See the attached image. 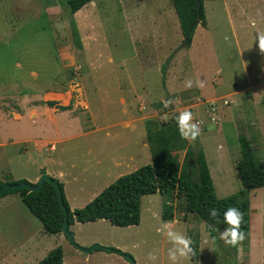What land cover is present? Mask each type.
Wrapping results in <instances>:
<instances>
[{
  "label": "rangeland",
  "instance_id": "obj_1",
  "mask_svg": "<svg viewBox=\"0 0 264 264\" xmlns=\"http://www.w3.org/2000/svg\"><path fill=\"white\" fill-rule=\"evenodd\" d=\"M204 12L206 25L199 23L186 45L172 0H92L76 13L67 0H0L1 179L33 183L23 179L24 174H38L53 154L50 143L40 151L42 143L36 139L92 130L90 110L96 130L85 133L87 138L58 144L81 163L58 179L71 209L81 208L123 175L113 170L108 176L95 165V155L102 147V155L109 153L115 136L135 135L125 108L130 107L134 118L162 125L188 109L200 133L187 143L203 148L217 196L240 191L236 163L241 134L252 141L257 161L264 162V52L255 38L258 31L264 32V0H204ZM54 97H60V103L72 100L77 115L57 112L51 117L44 108ZM169 99L172 104L164 108L162 101ZM87 102L89 109L82 115L79 110ZM38 104L43 105L31 120L28 110ZM26 111L14 118L15 112ZM174 155L184 165L185 149ZM246 197L250 233L235 245L211 237L207 223L185 211V195L177 191L144 195L138 225L75 221L76 230L95 234L96 244L125 246L132 264H173L164 223L191 240L192 251L178 257L176 264H264V186ZM166 203L173 205L176 219L163 217ZM74 240L83 246L76 236ZM40 256L33 264L44 258Z\"/></svg>",
  "mask_w": 264,
  "mask_h": 264
},
{
  "label": "trees",
  "instance_id": "obj_2",
  "mask_svg": "<svg viewBox=\"0 0 264 264\" xmlns=\"http://www.w3.org/2000/svg\"><path fill=\"white\" fill-rule=\"evenodd\" d=\"M91 1L67 0L72 13H76ZM172 3L187 40L186 45H190L198 24L206 25L204 0L200 12L197 8V0H172ZM198 18H200L199 23H197ZM72 23L75 26V23ZM76 32L74 28V33ZM77 40L80 42L79 39ZM46 103L53 105L55 102L48 100ZM70 106L71 104L60 107L67 109ZM146 128L151 147V162L121 175L85 206L72 210L65 196L64 185L58 181L67 216L58 200L56 187L49 181H45L40 190L30 191L22 188L12 192L21 195L31 211L43 222L44 229L49 234L61 233L65 218L68 226L75 221L88 222L98 219H108L111 224L120 227L138 225L141 222V203L144 195L156 192L174 194L177 191L185 195V211L205 221L211 237L218 238L219 232L227 227L223 222V213L229 207L239 209L241 212L239 231L243 232L244 236H249L250 203L246 195L251 190L264 186V162L257 161L252 141L244 134L238 137L241 155L236 163V171L242 189L220 198L216 194L203 148L189 146L187 139L179 136L175 120L162 125L149 119L146 121ZM181 149H185L184 165L174 155L176 150ZM19 181L22 180L11 182ZM3 183L1 181L0 186ZM212 208L217 209L216 217L209 215ZM173 210V205L166 203L163 217L173 218ZM85 248H89L90 251L116 252L125 258L129 256L128 252L120 248L98 243ZM63 254V247L57 245L37 264H64Z\"/></svg>",
  "mask_w": 264,
  "mask_h": 264
},
{
  "label": "crops",
  "instance_id": "obj_3",
  "mask_svg": "<svg viewBox=\"0 0 264 264\" xmlns=\"http://www.w3.org/2000/svg\"><path fill=\"white\" fill-rule=\"evenodd\" d=\"M118 86L120 87L118 89L121 92V95L123 96L122 94L124 92L123 87L120 83H118ZM52 94L54 96L59 95V93L57 92H52ZM122 96H121V102L122 104H126L127 101ZM59 100H61L60 97H54L53 100H51L55 102L53 105H49L45 102L47 105L50 106L44 108L45 112H48L51 117L57 112H61V113L66 112L72 116L73 114L77 115L78 112L76 114L75 112L78 110V107L70 106V108L67 109H62L60 107V106H68L69 104L72 105L71 102L72 100L63 103H60ZM130 104H132V102ZM40 105L43 104H38L34 107H31L28 110L29 118L31 120H33V118L39 114L37 107ZM83 109H84L83 111L79 110L80 111L79 113L85 115L86 114L85 109L87 110L89 109L88 102ZM124 111L125 114L132 117L131 120L134 123L132 133L135 132V135L131 134L126 137L115 136L116 141L114 144L116 145L115 147L112 148V150L109 153H107L106 155H102L104 153V147H102L101 149H103V151H100L99 154H97V156L95 155V160H96L95 165L101 166L108 176L111 175V172L113 170L116 171L117 175L131 172L134 169L146 164L150 159L152 160V154L149 153L150 143L146 128V121H144V119L142 118H134L131 114L132 112L130 111V107L125 108ZM26 114L27 111L26 113L23 114H21V112L19 113L15 112L14 118L19 119ZM11 117L12 116L6 118H11ZM87 119L90 120L89 126L93 124L92 128L89 127L88 129H92L93 131H95L96 117L90 110H88ZM138 121H141V125L136 123ZM143 124L146 129V133L144 131ZM126 125L132 126V123L126 120ZM92 130L87 131L85 129H82V132H79L78 134L69 135L65 137L60 136L55 138L53 137L37 138L36 141L39 144L42 143L39 147V150L42 151L43 148L47 147L50 143L51 145L50 148L53 154H51L52 155L51 157H48L46 159L45 166H42L38 174H34L33 176L24 174L23 179L26 180L30 179L31 181H33V183L37 184L40 180L41 174H43V172L46 171L53 178L58 180L64 175L66 169L71 167L72 168L79 167L81 163L70 156V150L64 146L59 147L58 144L66 141L71 142L74 140H78L83 136L86 137L85 133H91ZM55 132L59 133L60 131L57 129ZM93 139L94 138H88V141ZM117 140L119 142H117ZM58 147L62 148V150L59 149ZM142 161H143L142 165L137 164L140 162L142 163ZM45 167L46 169L43 170ZM85 168L88 169L89 166ZM9 177L3 176L2 179L0 177V182L1 181L8 182V180L4 178H9ZM64 191H65V186H64ZM141 217H142V203H141ZM176 217L177 216L175 213L174 219H176ZM88 222H93V223L109 222L111 224V222L108 219H98L95 221H88ZM82 223H86V222H82ZM77 226L78 225H76L75 222L69 226V230L74 231L76 240L81 245H83L80 247L76 242H75L76 247L74 245H71L69 243L70 242L69 238L63 232L58 234L47 233L44 229L43 222L40 220L39 217H37L31 211V209L27 206V204L24 202L23 198L19 193L7 192L3 195H0V264H33V259L37 260L40 255H41L40 257H45L47 253L53 248H55L57 245L63 246L64 264H131L127 258L116 252H109L106 250H94L87 252L83 250L81 247H88L93 243L97 242L98 239L95 238L96 236L95 234L89 236L79 234L78 231L76 230ZM105 243L106 244L104 245L106 246H114L121 248L122 250L126 249L125 246H121L120 244H110L113 242H105ZM10 258L12 259L13 262L7 261V259Z\"/></svg>",
  "mask_w": 264,
  "mask_h": 264
},
{
  "label": "clouds",
  "instance_id": "obj_4",
  "mask_svg": "<svg viewBox=\"0 0 264 264\" xmlns=\"http://www.w3.org/2000/svg\"><path fill=\"white\" fill-rule=\"evenodd\" d=\"M256 41L258 48L264 52V32L258 31L256 33ZM227 39V37H225ZM187 87H191V81L186 84ZM164 108H168L172 104V100L162 101ZM177 132L182 139L194 140L200 133V128L198 122L194 120L193 113L185 109L180 111L175 116ZM209 215L212 217L217 216V209L212 208L209 211ZM223 222L227 227L219 232V239L222 240L227 245H235L239 240L244 238L243 232L239 231V224L241 222V212L236 207H229L223 213ZM165 235L172 242V247L168 249V258L173 264H176L178 257H187V255L192 251L190 244L191 240L181 234L178 231H173L170 229L168 223L161 225ZM161 229H157L160 231ZM151 259H155L151 253L149 254Z\"/></svg>",
  "mask_w": 264,
  "mask_h": 264
},
{
  "label": "water",
  "instance_id": "obj_5",
  "mask_svg": "<svg viewBox=\"0 0 264 264\" xmlns=\"http://www.w3.org/2000/svg\"><path fill=\"white\" fill-rule=\"evenodd\" d=\"M201 6H202V0H197V8H198L199 12L201 11ZM199 22H200V18H198V20H197V23H199ZM186 42H187V40H186ZM45 181L51 182L56 187L58 200H59L61 206L64 207L62 189H61V187L59 185V182H58L57 179L53 178L46 171L43 172V174L41 175L40 180H39V182L37 184H33V183L28 182V181L4 182L0 186V195H3L5 193H7V192H12V191H15V190H19V189H22V188H26V189H28L30 191L40 190L42 188V186L44 185ZM64 209H65V214L67 216V209L65 207H64ZM62 232L70 239V241L75 243L74 235L69 230L67 218H65V220H64ZM81 248L83 250L87 251V252L90 251L89 248H85V247H81ZM127 259L129 261H131L132 263H134V260H133V258L131 256H128Z\"/></svg>",
  "mask_w": 264,
  "mask_h": 264
}]
</instances>
